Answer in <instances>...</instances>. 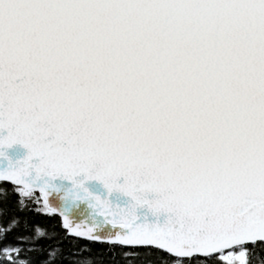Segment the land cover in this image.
<instances>
[{"label": "snow or ice", "instance_id": "6c2138e0", "mask_svg": "<svg viewBox=\"0 0 264 264\" xmlns=\"http://www.w3.org/2000/svg\"><path fill=\"white\" fill-rule=\"evenodd\" d=\"M105 258L264 264V0H0V264Z\"/></svg>", "mask_w": 264, "mask_h": 264}, {"label": "trees", "instance_id": "16d2710c", "mask_svg": "<svg viewBox=\"0 0 264 264\" xmlns=\"http://www.w3.org/2000/svg\"><path fill=\"white\" fill-rule=\"evenodd\" d=\"M105 248H106L105 245H103V244H101V243H98V242L92 244V251H93L94 253H96V252H103ZM104 264H109L107 258H105V260H104Z\"/></svg>", "mask_w": 264, "mask_h": 264}]
</instances>
